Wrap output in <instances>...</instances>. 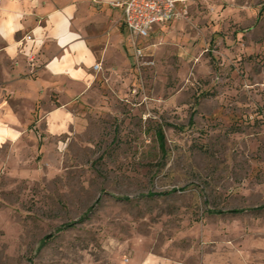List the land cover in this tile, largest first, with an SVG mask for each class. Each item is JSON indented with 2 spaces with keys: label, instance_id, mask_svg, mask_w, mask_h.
<instances>
[{
  "label": "rangeland",
  "instance_id": "1",
  "mask_svg": "<svg viewBox=\"0 0 264 264\" xmlns=\"http://www.w3.org/2000/svg\"><path fill=\"white\" fill-rule=\"evenodd\" d=\"M197 8L81 126L0 140V264H264V0Z\"/></svg>",
  "mask_w": 264,
  "mask_h": 264
},
{
  "label": "crops",
  "instance_id": "2",
  "mask_svg": "<svg viewBox=\"0 0 264 264\" xmlns=\"http://www.w3.org/2000/svg\"><path fill=\"white\" fill-rule=\"evenodd\" d=\"M123 1L0 0L1 141L21 138L39 125L41 133L58 137L85 122L83 109L97 96L101 79L130 66V34L124 8L116 4ZM211 1L185 0L177 8L186 4L199 12V5ZM171 23L182 24L155 25L140 41L145 51H153L148 41ZM142 264L173 261L147 256Z\"/></svg>",
  "mask_w": 264,
  "mask_h": 264
},
{
  "label": "built area",
  "instance_id": "3",
  "mask_svg": "<svg viewBox=\"0 0 264 264\" xmlns=\"http://www.w3.org/2000/svg\"><path fill=\"white\" fill-rule=\"evenodd\" d=\"M185 0H124L125 23L130 34V44L133 50V56L138 64H151V60L144 61L145 57L150 55L141 46L140 41L149 37L151 30L157 24H162L175 20L181 16L182 12L177 5ZM100 64L95 66L96 69Z\"/></svg>",
  "mask_w": 264,
  "mask_h": 264
},
{
  "label": "trees",
  "instance_id": "4",
  "mask_svg": "<svg viewBox=\"0 0 264 264\" xmlns=\"http://www.w3.org/2000/svg\"><path fill=\"white\" fill-rule=\"evenodd\" d=\"M159 135H160V133H159ZM161 135H162V133H161ZM161 137H162V136H161ZM163 139H164V138L162 137V138H161V144H162V145H164V144H163Z\"/></svg>",
  "mask_w": 264,
  "mask_h": 264
}]
</instances>
